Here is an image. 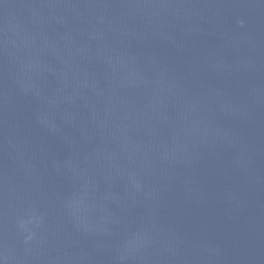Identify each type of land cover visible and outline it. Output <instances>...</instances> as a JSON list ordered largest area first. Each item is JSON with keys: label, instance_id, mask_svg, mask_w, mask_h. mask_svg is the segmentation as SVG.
I'll use <instances>...</instances> for the list:
<instances>
[{"label": "water", "instance_id": "1", "mask_svg": "<svg viewBox=\"0 0 264 264\" xmlns=\"http://www.w3.org/2000/svg\"><path fill=\"white\" fill-rule=\"evenodd\" d=\"M0 264H264V0H0Z\"/></svg>", "mask_w": 264, "mask_h": 264}]
</instances>
